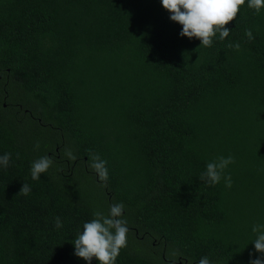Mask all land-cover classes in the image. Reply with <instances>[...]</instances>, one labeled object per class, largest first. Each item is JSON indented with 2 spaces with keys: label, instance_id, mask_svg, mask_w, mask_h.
<instances>
[{
  "label": "trees",
  "instance_id": "trees-1",
  "mask_svg": "<svg viewBox=\"0 0 264 264\" xmlns=\"http://www.w3.org/2000/svg\"><path fill=\"white\" fill-rule=\"evenodd\" d=\"M169 17L161 0H0V155L12 154L0 167V264H87L72 242L115 203L128 227L115 264L260 256L264 8L245 0L211 47ZM44 155L53 164L33 180ZM229 155L230 189L200 180Z\"/></svg>",
  "mask_w": 264,
  "mask_h": 264
},
{
  "label": "clouds",
  "instance_id": "clouds-1",
  "mask_svg": "<svg viewBox=\"0 0 264 264\" xmlns=\"http://www.w3.org/2000/svg\"><path fill=\"white\" fill-rule=\"evenodd\" d=\"M162 6L170 13V20L182 25L179 33L181 37L189 39L196 38L200 41V46L211 47L213 37L219 34V39L223 41L229 36L230 30L225 27L233 21L240 11V7L245 4V0H161ZM248 7L255 9L258 13L264 8V0H248ZM248 40L254 39L250 29L245 30ZM229 48L235 47L239 50V43L229 44ZM37 142L35 149H39ZM65 155L70 160H75L76 156L70 149L65 150ZM12 158L11 153L0 155V167L7 168ZM106 161L98 154L91 155L90 167L97 173L101 181H107L108 170ZM235 163L233 156H218L206 164L205 171L201 174L200 180L209 185L218 184L222 179L226 188L232 187L231 175H225V170L230 164ZM53 160L50 156L44 155L33 161L31 165V178L39 180L41 174L48 171ZM31 192L29 184L24 183L18 194L27 196ZM125 205L115 203L109 207L107 215L96 211L93 219L83 224L82 232L78 233L73 240L74 255L85 260L87 264H92L93 258L98 264H115L120 250L127 245V221L123 219ZM56 228H61L62 222L59 217L55 218ZM252 231L255 234V252L259 253L255 259H250L249 264H264V224H254ZM252 253H250V257ZM199 264H212L208 257H202Z\"/></svg>",
  "mask_w": 264,
  "mask_h": 264
}]
</instances>
